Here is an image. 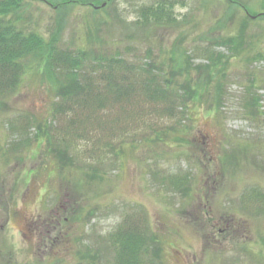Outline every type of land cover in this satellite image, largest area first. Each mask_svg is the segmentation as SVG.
I'll return each instance as SVG.
<instances>
[{
    "label": "rangeland",
    "instance_id": "1",
    "mask_svg": "<svg viewBox=\"0 0 264 264\" xmlns=\"http://www.w3.org/2000/svg\"><path fill=\"white\" fill-rule=\"evenodd\" d=\"M161 2L144 36L139 13ZM236 3L21 1L18 29L87 49L84 70L104 52L173 90L76 117L56 106L61 76L26 57L16 89L0 87V264L125 263L110 239L131 225L145 236L137 263L264 264V0Z\"/></svg>",
    "mask_w": 264,
    "mask_h": 264
},
{
    "label": "trees",
    "instance_id": "2",
    "mask_svg": "<svg viewBox=\"0 0 264 264\" xmlns=\"http://www.w3.org/2000/svg\"><path fill=\"white\" fill-rule=\"evenodd\" d=\"M21 1L0 0V68L3 66L10 69L13 72L12 76L15 78L12 89L6 85V82L4 84L1 79L3 76L2 72L0 73V87L4 88V90L8 87L10 93L16 89L22 75L28 68V65L23 63V61L30 55H36L40 61L44 62L47 68L53 71L55 79L57 76H61L59 80L56 79L57 87H59L58 98L60 99L56 106H58L59 111L71 112L76 117L77 110L86 108L90 102L100 103L111 100L122 103V98L127 99V101L133 100L136 92H140L141 95L146 97V100H154V96L169 97L168 93L164 91L173 89L171 87L168 88L167 82L165 83L158 73L154 72V70L153 72L149 71L148 64H142L143 66L140 69L144 70L145 67L148 69L144 70L143 75L137 77L134 67L129 63L120 61L119 56L112 59L107 58L103 52L97 54V56L95 55L92 65L84 70L82 65L87 49L78 48L76 53L59 51L55 47L56 40L50 39L46 41L42 36L34 32L23 33V31L18 29V21L14 16L9 18L12 11H16L20 7ZM229 1L238 5L236 3L238 0ZM239 5L243 8L246 7L242 2ZM169 10L165 2L141 9L136 24H142L147 28L144 36H147V33L150 35L151 27L159 23ZM244 21L249 23V21L252 22L253 20L247 18ZM208 58L212 61L213 53L208 52ZM161 84L165 85L164 90L160 88ZM105 90L107 95L102 93ZM218 90H220V83L218 84ZM198 96L201 97L200 94H195L191 97V100L196 101ZM113 146H115L113 143L109 144V148H114ZM59 149V156L62 158L69 146H61ZM93 175L96 176V172H93ZM127 228L130 231L127 229L121 233L117 232L111 235L112 244L110 247L116 252L115 261L123 259L125 263L120 262L119 264H144L137 263L136 260L137 257L139 258L142 249L146 248L143 244L145 236L143 238L144 234L141 230L136 229L135 226L131 225L130 228ZM154 239L153 235L150 234L147 244L149 242L154 243ZM149 261L151 262V260Z\"/></svg>",
    "mask_w": 264,
    "mask_h": 264
}]
</instances>
